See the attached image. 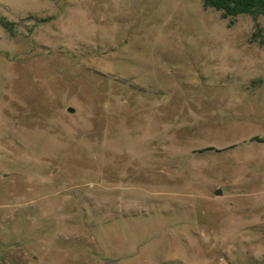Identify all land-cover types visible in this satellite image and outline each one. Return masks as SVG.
I'll use <instances>...</instances> for the list:
<instances>
[{"label": "rangeland", "instance_id": "obj_1", "mask_svg": "<svg viewBox=\"0 0 264 264\" xmlns=\"http://www.w3.org/2000/svg\"><path fill=\"white\" fill-rule=\"evenodd\" d=\"M107 261L264 264V16L0 0V264Z\"/></svg>", "mask_w": 264, "mask_h": 264}, {"label": "trees", "instance_id": "obj_2", "mask_svg": "<svg viewBox=\"0 0 264 264\" xmlns=\"http://www.w3.org/2000/svg\"><path fill=\"white\" fill-rule=\"evenodd\" d=\"M205 6L220 11L231 23L239 15L264 16V0H205Z\"/></svg>", "mask_w": 264, "mask_h": 264}, {"label": "water", "instance_id": "obj_3", "mask_svg": "<svg viewBox=\"0 0 264 264\" xmlns=\"http://www.w3.org/2000/svg\"><path fill=\"white\" fill-rule=\"evenodd\" d=\"M68 111L71 112V113L74 112V110H73L72 108H70ZM216 195H221L220 190H218V191L216 192ZM113 263H115V261H107V262H106V264H113Z\"/></svg>", "mask_w": 264, "mask_h": 264}]
</instances>
